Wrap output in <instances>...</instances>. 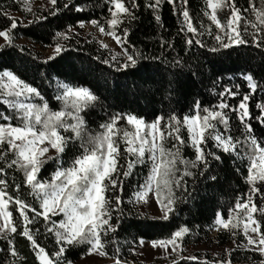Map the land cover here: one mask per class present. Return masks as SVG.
I'll list each match as a JSON object with an SVG mask.
<instances>
[{
	"label": "snow or ice",
	"instance_id": "6c2138e0",
	"mask_svg": "<svg viewBox=\"0 0 264 264\" xmlns=\"http://www.w3.org/2000/svg\"><path fill=\"white\" fill-rule=\"evenodd\" d=\"M89 2L84 0L82 6L80 0H67L63 9L83 12ZM107 2L109 16L103 22L98 18L87 20L100 34L111 37L119 45L118 54L100 60L114 70L104 74L105 88L115 73H143V80L155 85L157 92L168 93V98L180 93L185 85L182 77L186 62L179 55L169 60L170 51L165 55L167 50L174 51L172 41L162 38L160 55H144L134 45H128V26L117 32L122 24L130 25L136 19L135 13L141 7L138 0ZM161 2L145 0L144 3L157 21ZM166 2L173 14L182 18V22L178 20V31L184 34L186 49L198 46L211 53H222L251 45L260 50L264 61V0L258 3L248 0V8L244 9L233 0H206L203 14L210 25L201 23L199 29L190 16L189 0ZM47 3L50 6L45 9L47 15L33 13L26 25L23 20L3 12L0 6V15L6 20V24L0 25L3 41L0 43V94L6 106L0 111V240L5 241V249L0 250L5 251V256L0 264H18L17 235L26 239L34 254V264H73L66 252L80 246H86L82 255L106 256V248L117 244L115 235L127 204H152L158 208L159 219L169 220L177 212V206L191 198L190 179L193 185L201 178L213 182L217 179L211 174L212 163L222 162V154L234 158L235 171L240 173L248 191L243 197L237 194L234 205L227 209V218L217 210L213 223L233 236L237 230L242 233L243 238L235 245L237 249L264 257V74L258 79L257 73L250 69L241 71L238 75L242 83L236 84L224 82V77L217 74L212 83L220 91L214 93L217 98L214 104L202 106L200 101H193L183 115L171 108L167 113L161 109L153 111L150 119L118 105L106 104L107 97L102 98L99 87L93 88L87 81L76 80L64 72L55 73L64 80L57 78L54 94L47 96L3 59L15 49L19 27L40 26L48 16L60 13L58 0H47ZM22 7L31 12L27 0ZM249 10L254 21L242 15ZM220 13L224 15L223 20L218 18ZM76 24L83 28L85 20L79 19ZM211 25L215 26L214 32ZM78 35L72 25L67 26V32L56 31L54 39L59 37L65 43H55L45 63L65 52L72 38ZM100 47L108 48V45L101 42ZM148 61L158 63L153 65ZM261 73H264V64ZM52 75L46 73L43 78L51 82ZM235 78L229 76L228 80ZM257 90L261 100L255 102L253 113L250 100H254ZM233 99L234 104L229 102ZM97 108L104 116L95 129H90L89 125L96 123L90 117ZM233 118L238 122L235 134L230 123ZM182 128L186 129V139L180 134ZM186 148L192 150L191 158L183 154ZM137 166H141V171H135ZM10 206H14L18 217L14 218ZM41 228L43 234L54 237L50 250L38 240ZM189 231V227L181 224L169 235L149 243L153 248L164 250L165 258H172V264H178L182 241ZM139 243L143 244L144 240L140 238ZM225 252L228 258L205 260L203 264H231L232 248ZM119 254L120 248L116 247L113 264H127ZM187 259L199 260L195 255ZM259 264H264V259Z\"/></svg>",
	"mask_w": 264,
	"mask_h": 264
},
{
	"label": "trees",
	"instance_id": "16d2710c",
	"mask_svg": "<svg viewBox=\"0 0 264 264\" xmlns=\"http://www.w3.org/2000/svg\"><path fill=\"white\" fill-rule=\"evenodd\" d=\"M41 1V2H40ZM67 0H58V5L61 8L60 13L55 16H48L46 22H42L40 26L32 25L30 27L22 26L16 30V39L14 40L15 49L8 52L3 57L5 63L10 68L18 70L22 78L27 82L33 83L34 86H39V89L46 93L47 96H52L57 87L56 79L64 80V77H57L55 73L64 72L67 75L74 77L76 80L87 81L93 88L99 87L100 94L107 97L105 101L108 105H118L123 110L131 111L134 114H139L147 118H151L153 111L159 112L161 109L165 113L168 110L174 109L180 115L186 113L192 105L193 101H200L202 106L207 104H214L216 102L215 92L220 91L219 86L213 85V80L219 74L224 77V82L230 84L242 83L238 73L241 71L251 70L257 73V78L261 74V67L264 61L261 60L260 50L251 45L239 46L236 49L224 50L222 53H211L206 48L186 49L183 42V33H180L178 20L182 18L179 15H174L171 6L162 0L160 8L157 13L160 20L154 18L153 11L144 7L145 0H138L141 7L136 11V19L130 25L122 24L117 32L124 26H128L129 35L126 38L129 46H135L146 56L160 55L162 52L161 39L170 40L174 44V51L168 55L171 60L174 56L179 55L186 62L184 77L185 85L180 93L161 94L155 90V85H150L143 80V73L136 75H119L115 73L107 83L105 88L104 74L114 72L106 65L100 63L101 59H111L113 53L110 49L101 48L100 43L90 33L85 32L84 28H80L76 21L79 19L87 20L91 18H98L102 22L109 16L107 12V0H90L84 6L83 12H76L74 10H64L63 4ZM75 2V0H74ZM82 6L84 0H80ZM233 2L240 8H248V0H233ZM258 3L259 0H253ZM25 0H0L3 12L16 17L18 20H23L25 25L28 19H32V14L47 15L45 9L50 7L47 0H27V7L31 8V12H26L22 7ZM95 5V7H93ZM179 7V5H177ZM188 10L190 16L193 17L194 26L198 29L200 24L210 25L207 17L204 16L206 10V0H189ZM243 16L250 20H255V17L249 12L242 13ZM218 18L224 19L223 13L218 15ZM6 24V20L0 15V25ZM73 26V32L79 33L71 40V46L66 47V51L56 57L54 61L45 63L47 57L43 56L31 46L19 42L20 38H26L31 43L43 47H54L55 43H65L61 38L55 36L56 31L67 32V26ZM241 30L243 29V21H241ZM213 32L215 26L211 25ZM251 31V29H249ZM72 36V33H69ZM191 34H189L190 36ZM204 39L211 44L212 41L205 36ZM166 48V46H165ZM99 57L100 59H96ZM150 64H156V61H148ZM51 65V67H49ZM163 71V65H161ZM52 73L51 82L43 78L44 74ZM195 75H192V74ZM233 76L235 79L229 81L228 77ZM134 81L140 83L134 84ZM118 84L119 87L115 85ZM244 88H241V92ZM261 100L259 90L254 94V100H250V111L256 112L255 102ZM230 103H235V100H230ZM59 107V105H57ZM6 108L2 103V94H0V111ZM109 111H112L110 108ZM104 116L103 111L99 108L94 110V114L90 117L96 123L90 124V129H95L96 124L100 122V118ZM233 126V134H235V126L238 122L233 118L230 121ZM254 127H257L253 121ZM121 126H124L123 123ZM222 130V129H221ZM181 136L186 139V129L182 128ZM259 134V133H257ZM192 150L186 148L184 155L191 158ZM220 154V153H218ZM234 158L228 157L227 154H222V162L212 163V173L217 177L213 181L201 178L195 185L191 179L189 180V193L191 198L186 202L177 206V212L174 213L169 220L165 221L159 217L144 213L139 206L127 204L124 207V215L121 217V222L118 226V234L115 235L117 244L108 246L106 248L107 255L115 259V248H120V258L126 261L127 264H146L138 261L133 254V248L137 246L140 238L143 240H152L161 238L170 234V232L177 226L184 224L189 227L190 231L183 238V244L189 243H208L213 242L211 235L212 229L215 227L213 223L214 213L219 210L223 217L227 218V209L232 207L236 201L237 194L243 197V194L248 191V188L241 177L240 173L235 171ZM239 166V162H236ZM51 171V169H49ZM136 172L141 171V166L135 168ZM135 179V177H133ZM127 185L125 188L127 190ZM10 194H11V190ZM23 191V189H22ZM258 199V197H257ZM127 203V197H125ZM123 207V205H122ZM13 211L14 218L18 217L14 206H10ZM235 216V212L233 213ZM257 215L258 214H254ZM115 219V217H113ZM38 240L46 250H50L54 245V237L43 234V229L37 234ZM242 233L237 230L235 236L231 232L219 229L215 237L216 244L219 246H226L232 242H239L242 239ZM15 247L19 253L18 264H34V254L28 246L25 238L15 236ZM231 253V264H259L260 259H264L257 252L247 251L243 248L237 249L234 245ZM5 249V241L0 240V250ZM86 246L78 248H70L66 252L67 259L75 262L82 256V250ZM5 256V251H0V260ZM192 255H182L178 258V264H203L205 260L212 262L221 257L228 258V254L221 255H197L198 261H189L187 257ZM250 257L251 259H248ZM107 264H113L107 263ZM150 264H172V258H165L164 256L158 258Z\"/></svg>",
	"mask_w": 264,
	"mask_h": 264
},
{
	"label": "rangeland",
	"instance_id": "374dc122",
	"mask_svg": "<svg viewBox=\"0 0 264 264\" xmlns=\"http://www.w3.org/2000/svg\"><path fill=\"white\" fill-rule=\"evenodd\" d=\"M41 2V1H40ZM85 32H88L92 34L99 43L103 42L108 45L107 49H110L113 53L118 54L119 45L116 44L114 40H112L111 37H108L106 35H102L98 32V29L94 28L87 22H85L84 25ZM2 38H0V43H2ZM19 42L28 44L31 46L34 50L39 52L45 57H48L52 54V50L54 47H43L37 44L31 43L26 38H20ZM140 210L144 213L151 214L153 216L159 217L158 214V208H154L152 204L148 205H138ZM219 227L215 226L212 231L211 235L213 237V242L211 244L208 243H189V244H183L182 243V252L181 254L186 255H206V254H212V255H221L226 254L225 249H228L230 247H233L236 245L235 242H232L226 246H219L216 244L215 237L217 236V233L219 231ZM150 240H144L143 244L138 243L136 247L133 248V254L134 257L143 263L150 264L153 261H156L158 258L164 256V250L157 248H153L150 243ZM113 258H110L108 256L101 257L98 253H92V254H85L77 261L73 262V264H107L113 262Z\"/></svg>",
	"mask_w": 264,
	"mask_h": 264
}]
</instances>
